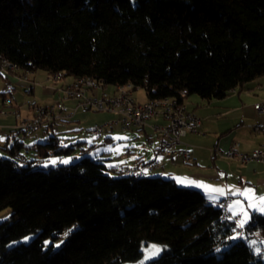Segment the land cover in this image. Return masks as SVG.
<instances>
[{
    "label": "trees",
    "instance_id": "trees-1",
    "mask_svg": "<svg viewBox=\"0 0 264 264\" xmlns=\"http://www.w3.org/2000/svg\"><path fill=\"white\" fill-rule=\"evenodd\" d=\"M0 59L24 74L130 84L147 101L210 103L264 76V0H0ZM35 146L15 139L2 148L0 264H131L149 244L162 253L147 264H264L199 191L115 176L89 156L44 170L79 144L49 136ZM243 231L264 239V215L252 214ZM61 235L58 250L43 247Z\"/></svg>",
    "mask_w": 264,
    "mask_h": 264
},
{
    "label": "crops",
    "instance_id": "crops-1",
    "mask_svg": "<svg viewBox=\"0 0 264 264\" xmlns=\"http://www.w3.org/2000/svg\"><path fill=\"white\" fill-rule=\"evenodd\" d=\"M31 77L32 74H24L21 71L17 73L5 71L0 73V93H8V96L14 102L12 110H16L23 116H29L32 110L31 106L37 104L31 101L32 103H27V107L19 106L15 99V97L20 96L19 89L23 88L26 94L41 98L42 89L34 80H31ZM70 84L71 82L63 81L58 87H54L55 89L52 90L54 102L42 105L51 107L61 104L68 111L75 103L65 100L61 89ZM112 88L114 89L111 92L113 94L115 88ZM104 89L108 92L110 87ZM260 102H264V76L256 78L245 84L241 89L231 92L223 100L207 103L194 95H189L185 99L183 107L186 112L197 116L201 120L200 134H187L183 138L191 151V160L185 161L180 152L172 158H163L159 154L156 145L149 160L144 159L141 155H136L133 150H126V155L120 156L121 159L126 160L122 165L133 166L138 163L160 162L157 168L147 174V177L173 180L179 187L199 191L211 205L218 208L224 207L231 219H237L236 224L238 227V222L243 220L244 217L233 215V212L229 210V205L236 200L241 202L240 207L249 214L250 218L252 214H260V212L248 208V200L244 196L234 194V192L251 189L254 197L264 196V162H250L242 165L236 160L226 158L225 154L232 146H236L241 154H250L255 149L264 150V120L260 119L254 110V105ZM78 115L63 122L52 123V127H50V124L46 125L38 130L33 137L38 139L43 136L47 139L49 136L58 137L60 133L72 134L78 132L83 124L80 120L83 115ZM109 115L113 117V120H116V116ZM154 123L162 124L161 120ZM114 127L109 130L111 133ZM255 127H259L262 131L257 132ZM19 132L17 121L12 115L5 118L0 117V145L10 147L15 139H19L21 142L20 136L23 135H18ZM147 135L149 137L145 140L151 143L154 137L150 131H147ZM106 140L112 141L110 138H106ZM37 143L40 142H34L30 145V150ZM213 149H217L218 152L213 153ZM24 154L26 153L24 152ZM186 180L200 181L205 185L220 188L224 191L222 195L217 193L210 197L201 188L187 186L181 182ZM239 211L240 209H237V212ZM244 226L238 228L243 230ZM247 240H253L252 246L255 254L264 257L263 234L260 231L253 232Z\"/></svg>",
    "mask_w": 264,
    "mask_h": 264
},
{
    "label": "built area",
    "instance_id": "built-area-1",
    "mask_svg": "<svg viewBox=\"0 0 264 264\" xmlns=\"http://www.w3.org/2000/svg\"><path fill=\"white\" fill-rule=\"evenodd\" d=\"M3 60L0 62V73H13V69L3 68ZM59 77L54 78L57 81ZM63 97L67 101L74 102V106L68 111L61 104L51 107L31 106V114L23 116L16 111L15 120L17 129L25 138H32L38 130L46 125L63 122L73 118L77 114H87L90 112L107 113L116 116L112 120L102 125H95L88 128L87 133L93 140L100 139L108 130L114 126H119L121 131L126 132L132 129L141 139L149 137L147 131L157 139V150L161 157L172 158L178 152L182 154L185 161L191 160V151L189 146L183 142L187 134H200L201 120L185 111L184 114H177L178 102L170 99V106H160L159 108L146 109L144 106L137 105L136 101L122 99V93L110 94L106 89L89 88L87 85H67L61 89ZM6 106H0V117H6V110H12L14 102L11 97L6 96ZM117 104H124V111H117ZM256 115L264 120V102L254 105ZM161 120L162 124L154 123ZM257 132L262 131L255 127ZM33 149L36 147L32 146ZM217 153V149L212 150ZM225 157L230 160H236L242 165L250 162H264V150L255 149L250 154H241L236 146L230 147ZM160 162L138 163L133 166L120 165L116 167V174L123 177L143 178L153 169L159 166ZM223 216L231 219L228 212L222 207ZM237 223V219H231ZM238 241L248 239L249 235L237 227Z\"/></svg>",
    "mask_w": 264,
    "mask_h": 264
},
{
    "label": "rangeland",
    "instance_id": "rangeland-1",
    "mask_svg": "<svg viewBox=\"0 0 264 264\" xmlns=\"http://www.w3.org/2000/svg\"><path fill=\"white\" fill-rule=\"evenodd\" d=\"M31 80H34L35 83H37V85L41 87L42 89L41 98L28 95L26 94L25 90L21 88L18 91L20 96L15 97V99L18 102V105L21 107H27L26 106L27 103L31 101L36 102L37 105L35 106H39V107H44L42 104L54 102V96L52 90L55 89L54 87H58L60 83L63 82V80L54 81L51 75H48L41 71L32 74ZM69 81L70 80L67 79V82ZM113 91L114 89L112 87H110V89L108 90V92L110 93ZM132 99L138 103H144L146 100L144 91L141 89H137L133 91ZM80 120L83 122V124L81 125L80 127L81 129L78 132H74L72 134L60 133L58 135V138L60 139V143L62 146L69 147L71 145H76V144H79V146H77L75 150L72 152V154L69 156L66 157L50 156L45 162L39 164L40 168L47 170L49 168H56L61 165H68L71 164L72 162L79 161L85 156L97 158L103 161L106 166L110 168H116L118 165H122L126 162V160L120 158V156L126 155V150H130V151L133 150L136 155H141L144 157V159L149 160L157 144L156 138H153L152 142L149 143L145 139L139 138L135 129L123 132L121 131L120 127L117 125L114 127L112 133L108 130L107 133L104 134L100 139L93 140L89 137L87 133V130L90 127V125L95 126V125L105 124L113 120V117L106 113L90 112L84 114L82 116V119ZM116 137H122L127 139H116ZM106 138H110L112 141H108L106 140ZM38 139H35V137L25 138L23 136H20V140L25 146H30L34 142L43 143L46 137L42 136L41 138ZM93 144H94V148H91V145ZM2 148L3 145L1 144L0 157L6 158L7 154L3 151ZM22 152L24 153L23 150ZM27 157L30 159L31 155L29 154ZM113 175L117 176L118 174L115 173ZM6 217H8L7 213L5 212L0 213V221L4 220ZM235 237H236L235 239H238L237 234H235ZM32 239L33 237H27L25 239L10 244L8 248L11 249L20 245H26ZM65 239H66L65 235H61L55 239L52 237H48L42 241V244L45 249L52 246L53 250H58L65 241ZM244 241L249 246H252L253 244V240L244 239ZM141 251H142L141 259L138 262L131 264H147L148 262L158 258L162 253V247L156 244H149L143 246Z\"/></svg>",
    "mask_w": 264,
    "mask_h": 264
},
{
    "label": "bare ground",
    "instance_id": "bare-ground-1",
    "mask_svg": "<svg viewBox=\"0 0 264 264\" xmlns=\"http://www.w3.org/2000/svg\"><path fill=\"white\" fill-rule=\"evenodd\" d=\"M0 62H2V59H0ZM3 68H10L13 69V73H17L18 68L16 65H13L6 60H3ZM53 79L58 77V75H53ZM26 79V77H24ZM71 84L74 85H87L89 88H99L104 89L105 87L89 78H81L74 80ZM65 88V87H64ZM63 88V89H64ZM132 92H133V86L130 84H126L124 86H118L115 88V92L113 94L122 93V99H130L132 101H135L132 99ZM112 94V93H111ZM137 105L144 106L146 109H154L159 108L160 106H170V99H162V100H155V101H146L144 103H138ZM0 106H6V99L0 100ZM183 106V105H179ZM117 111H124V104H117ZM177 114H184V107H177ZM12 115L13 117H16V110H6V116ZM237 233V231H236Z\"/></svg>",
    "mask_w": 264,
    "mask_h": 264
},
{
    "label": "snow or ice",
    "instance_id": "snow-or-ice-1",
    "mask_svg": "<svg viewBox=\"0 0 264 264\" xmlns=\"http://www.w3.org/2000/svg\"><path fill=\"white\" fill-rule=\"evenodd\" d=\"M116 139H127L122 137H116ZM67 162V161H65ZM182 183H185L187 186L197 187L201 188L205 191L206 195L212 196L213 194H223V189L220 188H214L210 185H205L203 182L195 181V180H186L181 181ZM236 195L244 196L246 200H248V208L252 209L253 211H259L260 214L264 215V196L261 197H254L251 189H245L242 192H234ZM241 202L239 200H236L233 204L229 205V210L233 212V215H242L244 217L243 220L238 222V227H243L245 223L248 222L250 219L249 214L244 211L240 207ZM237 209H240L239 212H237ZM236 237H232V239H235ZM219 251V249H217Z\"/></svg>",
    "mask_w": 264,
    "mask_h": 264
}]
</instances>
